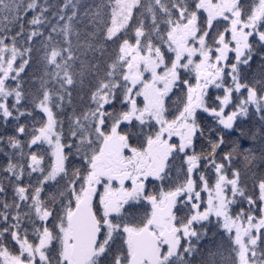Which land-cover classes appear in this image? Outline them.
Masks as SVG:
<instances>
[{
	"label": "snow or ice",
	"instance_id": "6c2138e0",
	"mask_svg": "<svg viewBox=\"0 0 264 264\" xmlns=\"http://www.w3.org/2000/svg\"><path fill=\"white\" fill-rule=\"evenodd\" d=\"M0 264H264V0H0Z\"/></svg>",
	"mask_w": 264,
	"mask_h": 264
}]
</instances>
